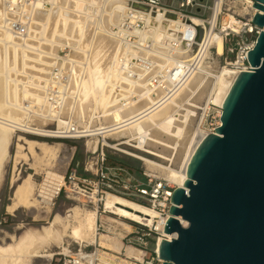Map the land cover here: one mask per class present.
Instances as JSON below:
<instances>
[{
    "label": "bare ground",
    "instance_id": "bare-ground-1",
    "mask_svg": "<svg viewBox=\"0 0 264 264\" xmlns=\"http://www.w3.org/2000/svg\"><path fill=\"white\" fill-rule=\"evenodd\" d=\"M55 3V10L37 12L35 18L37 25L34 26V30L35 33L40 34V37L36 39L37 43L27 42L34 46L33 50L30 51L25 50L13 38L14 36L7 26L3 24L0 9V166L6 154V144H8L13 128L40 135L57 136L56 130L45 129L42 126L33 128L24 122V119L35 115L38 125L45 123L46 119H51L55 121L57 128H60L74 118L79 124L85 126L88 124L90 135L99 134L104 145L137 159L152 161L154 165L162 168L163 174L169 181L181 186L186 179L187 164L199 142L206 135L198 129L191 128L193 116L196 114L195 109L198 106L190 101L194 98L192 94L198 93L202 88H199L203 78L202 73L207 72L204 69V60L210 49L214 47L217 55L223 52V39L213 29L219 5L217 4L215 7L210 18L209 30L199 43L200 48L197 52L192 45L194 39L185 38L190 36V32L194 33V27L188 22H179L178 19L181 18L171 17L168 27L163 26V23L160 24L161 30L166 27L163 32L168 30L165 37H160L164 34L163 32L160 33L161 30L158 27H151L146 32L152 36L150 38L154 44L152 51L148 54L152 55L150 58L158 64L156 67L162 69L158 74L160 75L158 80L160 84L155 86L154 77L150 78L149 76L150 71L145 74L143 81L136 83L128 81L137 99H128L129 104L122 107V105L117 104L112 89L114 83L121 76L117 71V44L112 39L111 29L123 16L127 0H55ZM91 7L93 10H90ZM78 9L85 12L83 17L76 15ZM253 9L255 8L253 7ZM95 13L97 14V29L92 35L88 30L90 25L86 23L84 26L83 22L84 17L88 19L90 15ZM229 19H232L231 16H228L225 21L227 22ZM191 21L198 24L200 20L192 15ZM177 24L181 26L178 29L175 27ZM176 34L179 35L177 37L179 44L177 47H173L169 41L174 37L170 36ZM192 35L194 37V34ZM62 37L82 38L83 49L86 50L82 52L85 57L76 55V58L79 61L85 59L84 63L87 64V70L84 73L75 71L72 75L71 87L75 91L78 90V99L67 98L61 107L54 108L45 100L43 83L48 73L49 60L47 55L50 50L55 49V44L61 42ZM91 37H94V44L88 55L87 50L90 47ZM36 46H38L39 51H35ZM177 60H183L186 63L197 60V65L187 71L184 67L175 65ZM180 72L187 73L181 82L177 77ZM236 75L237 71L233 67H221L219 72L213 76L215 80L209 99H212L214 103L217 102L221 107ZM78 86H80L79 89ZM191 95L193 97L189 98V101L188 97ZM183 101H186L187 107H183ZM181 109L185 112L181 113ZM95 118H98L99 122L94 120ZM219 123L220 120L218 125ZM112 127H118L114 134L101 133L99 130L100 128L106 130ZM121 135L135 139L137 144L133 147L152 155L155 159H148L138 152L122 148L123 145H128L127 141L129 140H118L116 143H108L106 140L107 137ZM20 140L22 142L17 144V153L25 150L27 155L33 157H45L50 156V153L52 154L53 145L45 140L26 137H22ZM17 157L15 166L19 163ZM61 181L62 175L46 171L44 180L40 184L39 195L35 196L33 193L34 181H32V175L28 174L14 186L13 199L11 204L7 206L8 209L35 208L41 203L49 207L54 191ZM103 207L106 211L124 219L129 217L130 220H139L142 215L149 219L152 216V211L144 206L114 194L106 196ZM79 210L77 208L74 210L75 223H72L73 225H70L72 213L65 217L61 214H55L47 226L28 230L14 247L16 251L19 245V249H17L19 252L16 251V253L8 256H3L0 253V264H24L22 261L24 255L33 257L39 252H47V247L51 243L62 246L68 228L70 229L69 235L79 242L84 239H95L96 211L93 209L79 212ZM71 212L73 211L71 210ZM179 221L181 225H187L186 220L180 218ZM121 224L124 229L131 230L127 222L122 221ZM163 235L172 238L176 236V233L164 232ZM105 236L108 235L101 234L99 236L101 246L103 243H108ZM161 239L162 237L158 239V244H160ZM116 240L120 243L119 248L121 249V242ZM126 252L131 255H138V251L132 247H127Z\"/></svg>",
    "mask_w": 264,
    "mask_h": 264
},
{
    "label": "built area",
    "instance_id": "built-area-1",
    "mask_svg": "<svg viewBox=\"0 0 264 264\" xmlns=\"http://www.w3.org/2000/svg\"><path fill=\"white\" fill-rule=\"evenodd\" d=\"M217 4L219 10L216 13L213 29L221 37L239 38L240 43L237 48L235 47L234 57L228 64L237 71V74L248 70L250 64L247 61V53L253 47L260 31V28L252 23L253 15L257 11L253 9V0H211L209 4L205 0H169V2L165 0H128L123 16L111 29L112 39L117 44V71L121 76L112 88L117 104L123 107L129 104L128 99H137L128 81L132 83L143 81L145 74L155 67L150 58L152 55L148 54L154 46L153 40L150 38L152 36L146 32L151 27H158L161 30V23L168 27L171 17L181 18L194 27L195 38L191 43L197 45V52L200 48L199 43L205 34L201 36L199 42H196V39L199 37L201 29H205L206 24L210 26L209 19ZM0 9L3 24L7 26L14 36L13 38L25 50L30 51L34 46L27 42L37 43L36 39L40 37V34L35 33L34 30V26L37 25L35 20L37 12L55 10L56 3L55 0H2ZM84 14L85 12L82 10H76V15L83 17ZM223 14L231 16L232 19L226 22ZM192 15L199 18L198 24L191 21ZM96 21V13L90 15L88 19L84 17L83 24L84 26L86 23L90 25L88 30L92 35L97 29ZM162 32L163 29L160 33ZM166 32H163L164 35L160 37H165ZM170 37L174 38L169 41V44L177 47L179 35ZM81 41V37H62L61 42L55 44V49L50 50L47 55L49 64L47 65V78L43 83V92L46 102L54 108L61 107L67 98L78 99V90L75 91L71 86L72 75L75 71L84 73L87 70L85 59L79 61L76 58V55L85 57L82 51L86 50L83 49ZM93 44L94 37H91L90 47L87 50L88 55ZM35 51H39L38 46ZM175 65L189 71L196 67L197 60L188 63L177 60ZM186 75L187 73L180 72L177 77L181 82ZM159 78L160 75L153 78L155 86L160 84ZM79 88L80 86H78ZM89 129L88 124L85 126L70 119L66 125L55 129L57 133L55 137L74 139L93 137L94 135H90ZM104 129L100 128L99 130L101 133L114 134L118 127ZM135 144H137L136 141L131 145L135 146ZM142 146H144L143 143ZM127 148L148 159L154 158L134 147L128 146ZM110 149L115 150L104 145L101 140L96 149L89 151L81 170L73 167L66 169L62 175V181L54 191V196H58L60 193L66 197L76 196L82 204L91 206L97 213L96 233L98 235L106 233V235L111 234V237H117L116 239L121 242L122 247L116 251L109 247H102L98 243L91 247L79 245L72 251L67 244V247L52 255L53 264H163L164 262L157 249L159 247L158 239L160 237L168 240L173 238H167L163 233L164 225L170 216L172 192L177 185L169 181L163 174L162 168L157 167L150 160L136 159L140 163L139 176L136 175L133 168L121 161H115L108 151ZM108 194L132 200L152 211V216L149 219L144 215L139 220L125 219L131 230L123 228L122 232L117 231L111 223L106 221L107 218L117 221L111 217H119L106 211L103 207V202ZM178 219L180 220V217ZM127 247L136 249L138 255L128 254Z\"/></svg>",
    "mask_w": 264,
    "mask_h": 264
},
{
    "label": "water",
    "instance_id": "water-1",
    "mask_svg": "<svg viewBox=\"0 0 264 264\" xmlns=\"http://www.w3.org/2000/svg\"><path fill=\"white\" fill-rule=\"evenodd\" d=\"M260 28L222 104L220 124L199 142L171 196L158 252L163 264H264V0ZM178 217L187 221L181 225Z\"/></svg>",
    "mask_w": 264,
    "mask_h": 264
},
{
    "label": "rangeland",
    "instance_id": "rangeland-1",
    "mask_svg": "<svg viewBox=\"0 0 264 264\" xmlns=\"http://www.w3.org/2000/svg\"><path fill=\"white\" fill-rule=\"evenodd\" d=\"M128 1V0H127ZM169 2V0H165ZM208 4L211 0H205ZM230 14V13H229ZM197 17V16H195ZM223 18H228L227 15L223 14ZM179 22H184L183 19H178ZM210 23V19H209ZM177 29L180 28V25L175 26ZM209 25H205V29H201L199 37H197L196 42L201 40V36L206 34L209 30ZM166 27H163L165 29ZM189 33V32H188ZM194 33L190 32L189 37H185L186 39H194L192 37ZM223 39V52L220 55L216 54L215 48L212 47L208 56L204 60V69L207 71L203 74V78L201 79L202 87L198 93L192 94L193 96H189L188 99L192 98L190 102H194L198 108L195 109V115L193 116V121L191 123L192 129H198L200 132L206 134L210 133L214 130V128L218 125L221 107L217 102L214 103L212 99H209L210 94L212 93V88L214 84V74H217L221 67L229 66L228 62L233 59L235 54V47L237 48L239 43V38L237 37H222ZM193 49H197V45H193ZM210 55V56H209ZM153 60V59H151ZM153 60V63L156 64ZM158 64L150 71V78L155 77L159 74V71L162 69H158ZM161 68V67H160ZM209 68V69H208ZM156 69V71H155ZM158 69V70H157ZM158 71V72H157ZM155 74H153V73ZM208 73V74H207ZM208 76V77H207ZM203 82V83H202ZM203 84V86H202ZM187 100V99H186ZM184 102L183 107H187ZM181 113L185 111L181 109ZM33 116V117H32ZM30 118L24 119L29 126L35 128L42 126L45 129L54 130L57 129L55 121L51 119H46V122L42 125H38L37 117L32 115ZM73 120H75L73 118ZM99 122L98 118H95ZM33 138L38 140H45L48 143L53 145L52 154L50 156L39 157V156H29L22 150L21 153H17V144L22 141L20 138ZM108 143H116L118 140L127 141L128 145H123L122 148L131 150L127 148L128 146L133 147L132 143H135V139H131L130 136L121 135V136H112L106 138ZM135 140V141H131ZM101 141V136L99 134L94 135L93 137H83L79 139L74 138H58L55 136H46L35 134L31 131H23L20 129H14L10 133V137L8 140V144H6V154L2 159V165L0 166V253L4 256H8L10 254H14L19 252V245L15 251L18 240L20 241L21 237L30 229H40L42 226H47L48 223L53 219L55 214H61L62 216L70 215V225L75 223V218H73L74 210L77 208L79 212L82 210L84 212L88 210H93L91 206H85L78 200L76 196L66 197L63 193H60L58 196H52L51 203L49 207H46L44 203L41 205H37L34 207H19L16 210H9L8 205L11 204L13 199V189L16 184L21 182L23 178H25L28 174L32 175L33 182V193L35 196L39 195L40 184L43 182L46 171H52L57 174L63 175L66 169L77 168L81 170V166L87 156L89 151H92L99 146V142ZM132 142V143H131ZM109 147V146H107ZM111 148V147H110ZM113 149V148H112ZM116 150V149H115ZM108 150L109 153L113 156L115 161H121L127 166L134 169V173L139 176L138 167L140 163L136 160L137 158L129 156L118 150ZM133 151V150H131ZM19 154V155H18ZM18 155V157H17ZM16 157L19 160L17 166H15ZM22 179V180H21ZM174 184V182H172ZM175 185V184H174ZM129 200V199H127ZM28 208V209H27ZM74 209V210H73ZM71 210L73 212H71ZM11 212V213H10ZM117 221H112L107 218L106 221L111 223V225L117 230L121 231L123 229L122 221H125L124 218L120 217H111ZM128 219H131L127 217ZM127 222V221H125ZM128 223V222H127ZM73 225V224H72ZM70 229L68 228V232L64 236L62 246L51 243L49 247H47V252H39L36 256L29 257L23 256V263L29 264H53L54 262L51 260L52 256L55 252L60 251L62 248L67 247L69 245L70 250H75L79 245L91 247L93 245H97L99 242V236L97 233L95 234V239L88 240L84 239L83 241H78L77 239H73L69 235ZM95 233V232H94ZM111 234L105 236V239L108 243H103L102 247L111 246L115 250H119L120 243L117 242L115 238H111ZM90 241V242H89ZM106 244V246H105ZM109 244V245H108ZM115 244L116 246L114 247ZM101 245V244H100ZM109 247V248H111ZM8 249V250H7ZM10 249V250H9ZM12 250V251H11ZM49 254V255H47ZM54 259V257H53Z\"/></svg>",
    "mask_w": 264,
    "mask_h": 264
}]
</instances>
